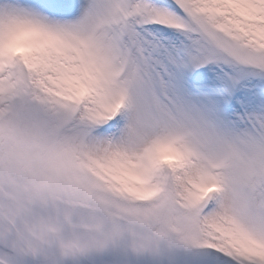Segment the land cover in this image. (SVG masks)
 <instances>
[{
  "label": "snow or ice",
  "instance_id": "6c2138e0",
  "mask_svg": "<svg viewBox=\"0 0 264 264\" xmlns=\"http://www.w3.org/2000/svg\"><path fill=\"white\" fill-rule=\"evenodd\" d=\"M0 264H264V0H0Z\"/></svg>",
  "mask_w": 264,
  "mask_h": 264
}]
</instances>
